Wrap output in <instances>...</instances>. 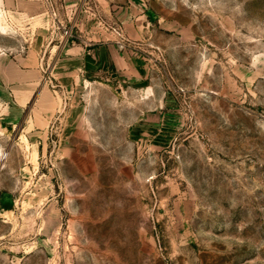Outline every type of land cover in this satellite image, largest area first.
<instances>
[{"label":"rangeland","instance_id":"1","mask_svg":"<svg viewBox=\"0 0 264 264\" xmlns=\"http://www.w3.org/2000/svg\"><path fill=\"white\" fill-rule=\"evenodd\" d=\"M173 1L186 29L134 42L159 137L138 121L157 100L89 85L36 153L0 88V264H264V0ZM49 2L61 20L81 7ZM1 4L0 53L26 35Z\"/></svg>","mask_w":264,"mask_h":264},{"label":"crops","instance_id":"2","mask_svg":"<svg viewBox=\"0 0 264 264\" xmlns=\"http://www.w3.org/2000/svg\"><path fill=\"white\" fill-rule=\"evenodd\" d=\"M49 1L0 0L13 26L26 30L24 41L0 53V88L11 92L17 111L23 114L22 129L31 139L32 150L49 149L47 139L56 125L62 131L59 135L66 137L69 124L81 120L76 106L89 85L128 88L143 100H157L158 110L139 116L138 121L145 124L140 126L145 134L162 135V106L156 99L153 67L134 42H154L158 28L186 29L178 5L173 0H80L79 12L61 20L52 14ZM96 12L124 28L123 43L115 32L98 25ZM67 29L71 34L65 33Z\"/></svg>","mask_w":264,"mask_h":264},{"label":"built area","instance_id":"3","mask_svg":"<svg viewBox=\"0 0 264 264\" xmlns=\"http://www.w3.org/2000/svg\"><path fill=\"white\" fill-rule=\"evenodd\" d=\"M114 31L123 38L122 29L120 27L113 28ZM66 34H71V31L69 29L66 30Z\"/></svg>","mask_w":264,"mask_h":264}]
</instances>
